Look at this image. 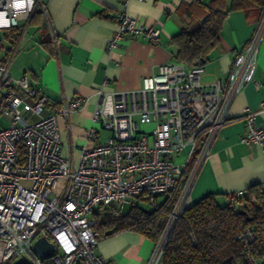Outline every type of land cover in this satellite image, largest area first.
I'll list each match as a JSON object with an SVG mask.
<instances>
[{
	"label": "built area",
	"instance_id": "2783aa9c",
	"mask_svg": "<svg viewBox=\"0 0 264 264\" xmlns=\"http://www.w3.org/2000/svg\"><path fill=\"white\" fill-rule=\"evenodd\" d=\"M131 0H120L116 29L106 51L116 50L124 38L147 37L157 43L159 30L127 13ZM142 1V0H138ZM201 2L203 0H192ZM12 0H0L8 26L0 34L10 48L0 59V264L25 258V264H109L97 256L99 235L91 218L97 208L124 212L138 200L158 213L170 205L167 222L146 264H162L168 234L190 205V195L210 156L221 129L230 122L234 99L248 83L256 84L259 49L264 42V7L252 35L235 53L225 84L203 83L204 66L167 63L141 79L135 91L95 90V106L87 139L95 144L79 151L78 164L62 154L59 120L69 128L70 116L88 100L62 97L46 113L47 97L30 77L10 73V63L24 29L39 5L16 10ZM54 39H52L53 41ZM264 110V100L259 104ZM247 132L240 141L264 144V125L255 123L257 112L243 110ZM139 125L151 127L139 131ZM100 131L109 136L96 142ZM244 191L232 194L241 199ZM45 237L54 245L51 257L42 259L34 242ZM245 264H264L250 247L255 233L247 228L238 235ZM47 261L48 263H44Z\"/></svg>",
	"mask_w": 264,
	"mask_h": 264
},
{
	"label": "crops",
	"instance_id": "0c3cea01",
	"mask_svg": "<svg viewBox=\"0 0 264 264\" xmlns=\"http://www.w3.org/2000/svg\"><path fill=\"white\" fill-rule=\"evenodd\" d=\"M212 1L196 4L192 0H131L127 13L158 29L157 43L151 44L144 36L124 37L110 53L106 47L116 29L115 16L122 10L120 0H39L38 15L34 17L33 13L29 21H19L24 33L12 59L17 60L14 73L19 74L13 76L30 77L33 86L48 99L46 113L57 107L62 97L88 100L83 109L70 116L69 128L63 120L58 122L62 154L72 155L75 166L80 149L95 144L87 139L99 102L95 90L135 91L141 79L155 74L160 65L176 63L172 39L181 29L200 21L204 6ZM259 16V8L228 13L219 44L203 64V83H226L235 53L252 35ZM255 79L256 84L245 85L234 99L230 122L211 148L191 192L190 205L208 194L228 196L253 185H264V144L246 145L240 141L247 132L244 109L256 111V125H264V110H259L264 100V42L259 49ZM106 138L99 133L96 142ZM153 246L154 242L144 235L122 231L100 238L95 252L109 264H146Z\"/></svg>",
	"mask_w": 264,
	"mask_h": 264
},
{
	"label": "trees",
	"instance_id": "16d2710c",
	"mask_svg": "<svg viewBox=\"0 0 264 264\" xmlns=\"http://www.w3.org/2000/svg\"><path fill=\"white\" fill-rule=\"evenodd\" d=\"M227 2L228 5L220 6ZM262 7L264 0H213L206 4L200 21L181 29L172 39L176 62L186 67L203 65L219 44L222 24L229 12L253 8L261 12ZM36 15L38 6L34 17ZM244 193L234 203L230 202L232 195L208 194L189 205L168 234L162 264H245L244 249L237 237L247 228H252L256 237L251 252L264 259V185H253ZM169 211L170 205L158 213L141 199L119 214L114 208L99 207L91 218L99 238L108 231L111 234L133 231L156 242Z\"/></svg>",
	"mask_w": 264,
	"mask_h": 264
},
{
	"label": "water",
	"instance_id": "95a60500",
	"mask_svg": "<svg viewBox=\"0 0 264 264\" xmlns=\"http://www.w3.org/2000/svg\"><path fill=\"white\" fill-rule=\"evenodd\" d=\"M111 234L110 231L106 233V235ZM33 250L37 253V255L42 258L46 259L52 256L54 253V245L49 242L45 237H41L37 239L33 244ZM26 259L20 258L16 264H25Z\"/></svg>",
	"mask_w": 264,
	"mask_h": 264
},
{
	"label": "rangeland",
	"instance_id": "374dc122",
	"mask_svg": "<svg viewBox=\"0 0 264 264\" xmlns=\"http://www.w3.org/2000/svg\"><path fill=\"white\" fill-rule=\"evenodd\" d=\"M31 27H30V31H31ZM10 48V40L7 39V38H4L1 34H0V59L3 58L5 56V53H6V50ZM16 64H17V60L14 59V61L12 62V65L10 67V73L11 75H15V76H18V74H15L14 70H15V67H16ZM148 127L147 126H142V125H139V131H143V130H147ZM101 138H106L108 137V133L106 131H101ZM141 206H146L144 204V202H140ZM147 207V206H146Z\"/></svg>",
	"mask_w": 264,
	"mask_h": 264
},
{
	"label": "clouds",
	"instance_id": "9594fccd",
	"mask_svg": "<svg viewBox=\"0 0 264 264\" xmlns=\"http://www.w3.org/2000/svg\"><path fill=\"white\" fill-rule=\"evenodd\" d=\"M34 0H12L11 7L16 10L24 9L25 6L30 10ZM6 13H0V27H6L10 23L5 19Z\"/></svg>",
	"mask_w": 264,
	"mask_h": 264
}]
</instances>
